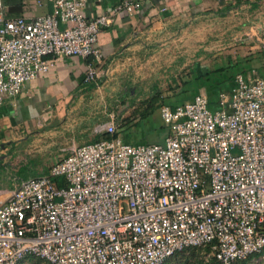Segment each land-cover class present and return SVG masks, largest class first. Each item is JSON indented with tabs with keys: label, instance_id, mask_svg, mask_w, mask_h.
<instances>
[{
	"label": "built area",
	"instance_id": "obj_1",
	"mask_svg": "<svg viewBox=\"0 0 264 264\" xmlns=\"http://www.w3.org/2000/svg\"><path fill=\"white\" fill-rule=\"evenodd\" d=\"M3 1L0 107L61 58L84 59L83 83L96 85L102 30L142 7L119 0L87 19V0H25L50 13L7 17ZM158 111L168 129L162 143H124L111 121L99 130L109 139L75 146L47 174L16 183L0 204V264L28 256L47 264H164L195 247L233 264L264 251V77L255 69L237 75L215 111L203 91Z\"/></svg>",
	"mask_w": 264,
	"mask_h": 264
},
{
	"label": "crops",
	"instance_id": "obj_2",
	"mask_svg": "<svg viewBox=\"0 0 264 264\" xmlns=\"http://www.w3.org/2000/svg\"><path fill=\"white\" fill-rule=\"evenodd\" d=\"M29 1L22 0V15L34 17L50 13L49 6H34ZM137 1L142 5L139 11L131 17L118 15L99 36L98 44L103 57L97 64V85H106L113 79H133L135 76L130 72L131 69H136V66H139L138 70L142 69L146 59L153 60L150 55L156 54L147 50L153 47L151 42H155L159 36H176L178 27L187 26L188 23H195L194 26L205 23V31L211 35L215 31L224 33L232 50L237 49L241 54L232 57L233 59L255 55L260 51V46L250 43L244 47L243 42L263 37L264 0ZM118 2L119 0H87L83 15L87 19L100 16ZM161 9L165 10L161 12ZM218 23L222 24V28ZM192 29L194 28L191 27L189 31ZM189 37L194 40L191 35ZM195 42L194 40V44ZM192 52L194 51L188 49L181 51V54L190 56V60H180L178 67H190L198 62L191 60ZM195 54L194 57L197 56ZM85 71L86 61L80 57L55 60L47 73L39 74L26 83L17 97L5 99L0 107V163L21 153L30 144L53 136L63 143L75 144L77 131L73 126L76 122V110L88 100L91 88L95 87L83 83ZM0 192L4 193L3 190ZM9 195L10 191L1 195L0 204Z\"/></svg>",
	"mask_w": 264,
	"mask_h": 264
},
{
	"label": "rangeland",
	"instance_id": "obj_3",
	"mask_svg": "<svg viewBox=\"0 0 264 264\" xmlns=\"http://www.w3.org/2000/svg\"><path fill=\"white\" fill-rule=\"evenodd\" d=\"M194 24L188 23L187 26L178 27L176 36H159L155 42H151L153 47L147 50L156 54L150 55L153 60L146 59L145 67L142 69L138 70L139 66H136V69H131L130 72L135 76L133 79L125 81L124 79H113L106 85L98 83L91 88L88 100L76 110L74 119L76 122L73 126V129L75 128L77 131L75 144L63 143L62 140L53 136L30 144L21 153L0 163V191L4 192H0V196L11 191L19 181L48 173L53 163L65 156L71 146L75 147L100 140L103 132L99 130L106 123L113 121L115 133L122 140L123 137L129 136L131 131H125V129L138 123L139 119L149 110L151 100L157 96L162 98L171 94L179 85V77L189 71L187 66L178 67L180 60L185 59V62L190 60V56L181 54V51L193 50L191 60H198L195 63H199L202 67L211 66L213 59L241 55L237 49L232 50L224 33L215 31L211 35L205 31V23H198L196 26ZM218 24L222 28V24ZM191 27L194 29L189 31ZM183 34L187 35L184 37ZM190 35L194 37L195 44L193 38L189 37ZM262 36V40L260 39L261 35L258 36L260 40H251L250 42L245 40L243 46L247 47L250 43L260 46L264 40V35ZM212 43L215 45H210ZM194 54L197 56L194 57ZM158 104L154 103L152 107H157ZM69 145L70 147H68ZM6 189L7 192H5ZM20 264H47V262L37 257L28 256ZM164 264L218 263L205 248L195 247L174 254ZM235 264H264V251Z\"/></svg>",
	"mask_w": 264,
	"mask_h": 264
},
{
	"label": "trees",
	"instance_id": "obj_4",
	"mask_svg": "<svg viewBox=\"0 0 264 264\" xmlns=\"http://www.w3.org/2000/svg\"><path fill=\"white\" fill-rule=\"evenodd\" d=\"M3 3L8 9L6 13L7 17L22 15V0H4ZM263 62L264 51L260 50L255 55L246 57H236L233 59L231 56H227L214 59L209 67H202L199 63H194L189 67L187 73L179 77V85L171 94L165 95L162 98L157 96L151 100L149 110L139 119L138 123L133 127L125 129V131H131V133L129 134L130 137H123V142L134 145L162 143L168 134V129L160 119L158 111L160 105L169 106L174 110L186 102H191L200 91H203L207 97L208 109L215 111L217 109L219 95L231 92L235 86V78L237 75L241 74L245 76L249 71L255 69L260 76L264 77ZM154 103L159 104L157 107H152ZM114 136L118 135L115 133ZM109 138V135L103 134L100 140ZM205 249L210 252L208 248ZM259 254L252 255L247 259ZM213 259L215 260L214 257Z\"/></svg>",
	"mask_w": 264,
	"mask_h": 264
}]
</instances>
